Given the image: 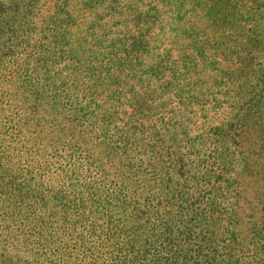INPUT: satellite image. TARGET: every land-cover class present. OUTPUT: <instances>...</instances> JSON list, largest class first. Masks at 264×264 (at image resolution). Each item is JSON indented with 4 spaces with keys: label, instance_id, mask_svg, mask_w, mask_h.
I'll list each match as a JSON object with an SVG mask.
<instances>
[{
    "label": "trees",
    "instance_id": "1",
    "mask_svg": "<svg viewBox=\"0 0 264 264\" xmlns=\"http://www.w3.org/2000/svg\"><path fill=\"white\" fill-rule=\"evenodd\" d=\"M22 1L0 0V264H264V0H215L213 35L140 56L118 106L41 57L62 35L74 66L65 4L40 28Z\"/></svg>",
    "mask_w": 264,
    "mask_h": 264
},
{
    "label": "rangeland",
    "instance_id": "2",
    "mask_svg": "<svg viewBox=\"0 0 264 264\" xmlns=\"http://www.w3.org/2000/svg\"><path fill=\"white\" fill-rule=\"evenodd\" d=\"M28 2L30 0L22 1L24 4ZM63 3L66 10L71 11V17L58 28L63 33L65 29L76 34H66L69 41L77 40L72 47L77 49L72 51L76 54L72 61L74 66L70 67L68 61L62 59L71 54L70 46L66 45L62 35L52 37L55 42L47 47L50 58L48 54L41 57L49 61L53 72L67 77L68 84L73 83L71 78H75L72 69L78 67L83 78L76 77V84L83 90L89 89L90 85L101 88L107 102L115 106L119 103L111 96L112 91L129 95L130 86L124 82V77L136 74V80H131L130 84L137 86L138 83V89L148 81L145 70L150 64L141 63L140 56L152 62L154 50L165 55L170 46L177 47L176 35L180 34L189 38L188 43L200 46L217 28L208 15L215 0H37L32 10L39 13L38 26H43L42 15L56 10L62 12ZM79 37L85 39L86 45L80 42ZM79 44L82 49L77 48ZM171 68L173 71L165 73L169 77L171 73L176 74L174 66ZM57 88L60 90L62 86L57 85ZM130 106L124 97L122 108L130 110ZM177 124L178 137H181V130L186 125L183 122ZM164 136L162 131L160 137Z\"/></svg>",
    "mask_w": 264,
    "mask_h": 264
}]
</instances>
